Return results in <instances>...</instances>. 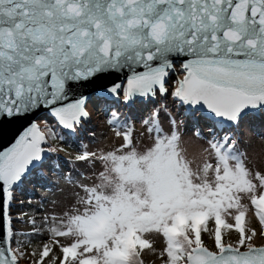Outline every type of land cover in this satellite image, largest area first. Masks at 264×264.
<instances>
[{"label":"snow or ice","instance_id":"1","mask_svg":"<svg viewBox=\"0 0 264 264\" xmlns=\"http://www.w3.org/2000/svg\"><path fill=\"white\" fill-rule=\"evenodd\" d=\"M96 103L151 108L70 153ZM7 124L0 264H264V0H0ZM35 184L52 210L13 213Z\"/></svg>","mask_w":264,"mask_h":264},{"label":"rangeland","instance_id":"2","mask_svg":"<svg viewBox=\"0 0 264 264\" xmlns=\"http://www.w3.org/2000/svg\"><path fill=\"white\" fill-rule=\"evenodd\" d=\"M121 111V115L124 117H131L137 123V128L140 127L139 120L143 115H146L151 105H148L135 112L130 111L123 104L114 103L113 106L104 107L99 103L94 104L93 114L90 120H88L84 128L78 133V135L71 138L72 147L69 149L70 153H75L81 150V145L87 147V150H95L98 147H109L114 142L112 132L109 129V125L106 123L107 116L113 110ZM94 133V135H92ZM204 135H208V126L203 127ZM245 137L247 141L250 142L251 147L249 148L250 153L259 154L261 149L264 148V129L259 127L255 129H245ZM185 146L187 148L189 155L202 156L201 151L206 147V141L200 139L193 134V131L189 128L185 132L184 136ZM66 155L61 153V156ZM71 167V165H69ZM17 204L12 209L13 213L20 211L28 212L29 215L37 213L42 215L45 211H51L52 205L50 199H45L50 197V194L44 190L40 184L29 185L24 192H18L17 194ZM29 197H31V204H29ZM20 201H23V207L20 205ZM43 204V208L40 205ZM29 227L27 223L16 222V228L21 230H26ZM153 259L152 257L146 256V260ZM25 264L27 262L25 261ZM154 264H158V261H154Z\"/></svg>","mask_w":264,"mask_h":264},{"label":"water","instance_id":"3","mask_svg":"<svg viewBox=\"0 0 264 264\" xmlns=\"http://www.w3.org/2000/svg\"><path fill=\"white\" fill-rule=\"evenodd\" d=\"M18 135L16 126L13 124H7L0 126V150L7 148L14 142L15 136ZM2 223V221H0Z\"/></svg>","mask_w":264,"mask_h":264},{"label":"trees","instance_id":"4","mask_svg":"<svg viewBox=\"0 0 264 264\" xmlns=\"http://www.w3.org/2000/svg\"><path fill=\"white\" fill-rule=\"evenodd\" d=\"M114 104V103H113ZM113 104H111V105H113ZM116 111H118L120 114L122 113L121 111H119V110H116Z\"/></svg>","mask_w":264,"mask_h":264}]
</instances>
